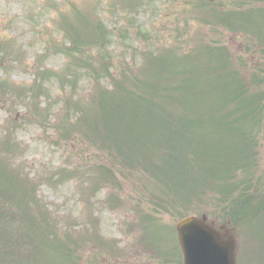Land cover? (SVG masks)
I'll list each match as a JSON object with an SVG mask.
<instances>
[{"label":"rangeland","instance_id":"rangeland-1","mask_svg":"<svg viewBox=\"0 0 264 264\" xmlns=\"http://www.w3.org/2000/svg\"><path fill=\"white\" fill-rule=\"evenodd\" d=\"M207 2L0 0L9 264H181L185 214L231 228L235 264H264L261 102L230 81L255 70L264 91V0ZM8 159L39 181L28 208Z\"/></svg>","mask_w":264,"mask_h":264},{"label":"water","instance_id":"water-1","mask_svg":"<svg viewBox=\"0 0 264 264\" xmlns=\"http://www.w3.org/2000/svg\"><path fill=\"white\" fill-rule=\"evenodd\" d=\"M184 264H234V242L202 221L188 217L177 223Z\"/></svg>","mask_w":264,"mask_h":264},{"label":"trees","instance_id":"trees-1","mask_svg":"<svg viewBox=\"0 0 264 264\" xmlns=\"http://www.w3.org/2000/svg\"><path fill=\"white\" fill-rule=\"evenodd\" d=\"M1 158H4L3 156H1V154H0V159ZM8 161H9V164H8V166H7V176L9 177V178H11L12 177V179L14 180V181H16V182H18V183H21V176L17 173V172H15V171H13L12 170V167H13V163H12V160L11 159H8ZM40 230V229H39ZM21 255L23 256V260H24V252H23V249H22V251H21ZM4 264H9V262L8 263H4Z\"/></svg>","mask_w":264,"mask_h":264}]
</instances>
